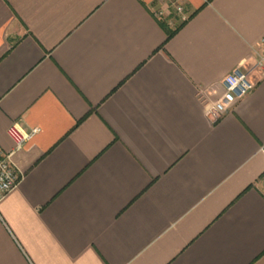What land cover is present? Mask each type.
I'll list each match as a JSON object with an SVG mask.
<instances>
[{"label":"crops","instance_id":"1","mask_svg":"<svg viewBox=\"0 0 264 264\" xmlns=\"http://www.w3.org/2000/svg\"><path fill=\"white\" fill-rule=\"evenodd\" d=\"M155 6L0 0V146L38 130L0 264H264V0H189L168 41ZM240 65L255 89L209 115Z\"/></svg>","mask_w":264,"mask_h":264},{"label":"built area","instance_id":"2","mask_svg":"<svg viewBox=\"0 0 264 264\" xmlns=\"http://www.w3.org/2000/svg\"><path fill=\"white\" fill-rule=\"evenodd\" d=\"M189 0H156L153 8V15L159 20H167L172 15L180 18V21L188 19L187 3ZM262 50L258 53L256 66L264 68V37L261 40ZM237 66L222 80L225 88L222 97L213 105H208V114H213L216 118L225 114L238 101L251 93L257 80L253 79L250 72ZM38 130L25 131L18 122L11 124L7 130L9 137L15 144L13 151L8 152L0 146V200L13 191L22 179V174L13 163V154L24 148L36 135Z\"/></svg>","mask_w":264,"mask_h":264},{"label":"trees","instance_id":"3","mask_svg":"<svg viewBox=\"0 0 264 264\" xmlns=\"http://www.w3.org/2000/svg\"><path fill=\"white\" fill-rule=\"evenodd\" d=\"M176 20H177V22L180 23L176 28H172L167 20L160 21L162 27L165 29V31L167 33V41L169 39H171L177 33V31L184 25V23L187 21V20L186 21H180V18L177 16H176Z\"/></svg>","mask_w":264,"mask_h":264},{"label":"rangeland","instance_id":"4","mask_svg":"<svg viewBox=\"0 0 264 264\" xmlns=\"http://www.w3.org/2000/svg\"><path fill=\"white\" fill-rule=\"evenodd\" d=\"M176 17V16H175ZM178 23L176 21L173 22V25L176 26Z\"/></svg>","mask_w":264,"mask_h":264}]
</instances>
